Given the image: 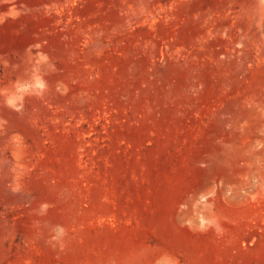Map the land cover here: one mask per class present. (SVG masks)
<instances>
[{
	"label": "rangeland",
	"instance_id": "obj_1",
	"mask_svg": "<svg viewBox=\"0 0 264 264\" xmlns=\"http://www.w3.org/2000/svg\"><path fill=\"white\" fill-rule=\"evenodd\" d=\"M0 264H264V0H0Z\"/></svg>",
	"mask_w": 264,
	"mask_h": 264
},
{
	"label": "clouds",
	"instance_id": "obj_2",
	"mask_svg": "<svg viewBox=\"0 0 264 264\" xmlns=\"http://www.w3.org/2000/svg\"><path fill=\"white\" fill-rule=\"evenodd\" d=\"M37 86H38V87H42V85H41V84H39V83H37Z\"/></svg>",
	"mask_w": 264,
	"mask_h": 264
}]
</instances>
